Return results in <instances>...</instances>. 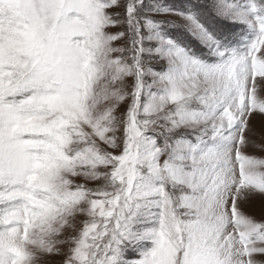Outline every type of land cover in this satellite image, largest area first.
Returning a JSON list of instances; mask_svg holds the SVG:
<instances>
[{
    "label": "snow or ice",
    "instance_id": "snow-or-ice-1",
    "mask_svg": "<svg viewBox=\"0 0 264 264\" xmlns=\"http://www.w3.org/2000/svg\"><path fill=\"white\" fill-rule=\"evenodd\" d=\"M249 149L264 0H0V264H264Z\"/></svg>",
    "mask_w": 264,
    "mask_h": 264
},
{
    "label": "rangeland",
    "instance_id": "rangeland-1",
    "mask_svg": "<svg viewBox=\"0 0 264 264\" xmlns=\"http://www.w3.org/2000/svg\"><path fill=\"white\" fill-rule=\"evenodd\" d=\"M249 153L255 155L257 158H261L262 156H264V153H262L259 150L249 149ZM250 211H251V214L254 215L257 219L260 218V210H259L258 204L256 207H254Z\"/></svg>",
    "mask_w": 264,
    "mask_h": 264
}]
</instances>
